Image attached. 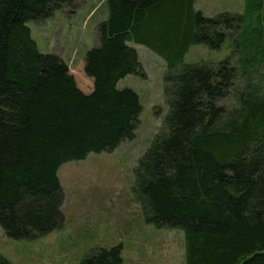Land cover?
Listing matches in <instances>:
<instances>
[{
	"label": "trees",
	"instance_id": "obj_1",
	"mask_svg": "<svg viewBox=\"0 0 264 264\" xmlns=\"http://www.w3.org/2000/svg\"><path fill=\"white\" fill-rule=\"evenodd\" d=\"M197 0H107L81 67L42 53L28 23L80 0H0V225L36 240L63 227L58 171L133 138L142 105L119 89L144 76L134 41L167 61L169 112L135 169L146 219L185 233L186 264H264V0L205 16ZM251 20V29L248 21ZM230 54L183 63L193 44ZM122 244L80 264H124Z\"/></svg>",
	"mask_w": 264,
	"mask_h": 264
},
{
	"label": "rangeland",
	"instance_id": "obj_2",
	"mask_svg": "<svg viewBox=\"0 0 264 264\" xmlns=\"http://www.w3.org/2000/svg\"><path fill=\"white\" fill-rule=\"evenodd\" d=\"M80 1L72 17L64 13L65 17L57 16L48 24L28 23L42 53L58 54L73 67L82 66L97 44L99 24L109 16L107 0ZM247 5L246 0H197L195 7L212 17L221 12L244 13ZM248 23L251 29V20ZM131 44L144 76L128 74L117 87L130 88L139 96L142 111L135 135L113 152H92L62 165L58 175L65 192L63 227L24 240L10 238L0 225V264H80L87 256L120 243L124 264H186L184 231L149 222L133 191L135 169L160 131L169 106L164 93L166 59L145 44ZM231 47L230 38L219 49L193 44L183 63L218 62L230 54Z\"/></svg>",
	"mask_w": 264,
	"mask_h": 264
},
{
	"label": "crops",
	"instance_id": "obj_3",
	"mask_svg": "<svg viewBox=\"0 0 264 264\" xmlns=\"http://www.w3.org/2000/svg\"><path fill=\"white\" fill-rule=\"evenodd\" d=\"M104 15H105V17H106V12H105V14H104Z\"/></svg>",
	"mask_w": 264,
	"mask_h": 264
}]
</instances>
